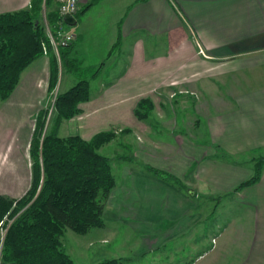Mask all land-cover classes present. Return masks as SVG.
<instances>
[{"label":"crops","instance_id":"obj_1","mask_svg":"<svg viewBox=\"0 0 264 264\" xmlns=\"http://www.w3.org/2000/svg\"><path fill=\"white\" fill-rule=\"evenodd\" d=\"M90 1L79 0V9ZM29 6L30 0H0V14ZM76 19L70 57L80 68L58 62L63 67L58 85L63 92L85 70L91 72L84 78L89 98L78 104L84 131L63 134L60 126L58 135L85 139L113 121L140 135L142 120H148V133L168 130L162 142L168 146L161 149V161L139 153L141 160L117 161L104 225L65 246L74 263L87 264L84 259L92 257V264L108 258L121 264H264V167L257 182L234 191L253 172L238 159L264 152V0H97ZM47 50L0 99V131L6 136L1 145L24 150L20 130L42 109L53 76V50ZM142 98L152 105L145 119L134 113ZM176 100L193 106L198 138L174 133L171 124L167 130L161 126L172 115L164 105ZM11 127L18 129L13 140L5 133ZM144 165L172 174L187 191ZM22 171L18 178L3 174L0 183L24 189V163ZM203 199L211 206L206 220ZM103 251L112 254L104 257Z\"/></svg>","mask_w":264,"mask_h":264},{"label":"trees","instance_id":"obj_2","mask_svg":"<svg viewBox=\"0 0 264 264\" xmlns=\"http://www.w3.org/2000/svg\"><path fill=\"white\" fill-rule=\"evenodd\" d=\"M43 0H30L28 9L0 14V99L7 98L20 74L48 48L44 25L40 22ZM97 0L78 8L76 17ZM49 6L51 0H44ZM47 23L54 28L60 21L56 9L46 13ZM119 44L116 41L114 48ZM73 42L59 48V58L70 68H80L71 58ZM113 50V49H112ZM52 76L49 88L53 86ZM89 98V81L80 79L69 89L56 95L53 125L44 130V110L37 116L30 141L31 183L18 199L0 195V225H7L0 250V260L15 264H76L66 252L61 237L67 229L86 233L102 227L104 202L115 185L111 159L99 152L110 141L114 131H101L86 140L80 135L60 137L56 128L63 118L76 114L78 104ZM152 110L147 98L138 102L134 111L144 119ZM252 175L240 182L234 191L257 182L264 167V156L252 159ZM150 173L172 179L178 187H187L172 174L152 166ZM40 177L42 178L40 184ZM40 184V186H39ZM39 186V189H38ZM96 264H121L117 258Z\"/></svg>","mask_w":264,"mask_h":264},{"label":"rangeland","instance_id":"obj_3","mask_svg":"<svg viewBox=\"0 0 264 264\" xmlns=\"http://www.w3.org/2000/svg\"><path fill=\"white\" fill-rule=\"evenodd\" d=\"M57 0H51V3L49 6H46L44 3V0L42 1V9H41V13H40V22L42 23V25H44V30H45V34H46V27H47V19H46V13L48 11H50L51 9H55V4H56ZM79 8V5H78ZM53 50V49H52ZM48 52V50H47ZM53 56H54V61L53 63V86L51 87V89L48 87L47 91H45L44 96L42 98V101L40 102V108L42 107V109H40L39 111H35V113L33 115H30L26 121L27 123V127L26 128H22L20 130L21 132V136H22V132L25 131V138H26V144L24 145V150H22V148H18V145L11 147L12 143L10 146L6 145H1L0 144V177L3 176V174L5 175V178L9 175L11 178H18L20 176V174L23 172L22 171V166L23 163L26 166V185L24 187V189L19 188V183H11V184H6V183H0V190L2 191L4 189V187H9L10 190H8L7 195H2L6 198H10V199H18L20 198L22 195H18V194H23L24 190L27 188H29L30 183H31V163L32 160L30 158L29 155V148H30V141L32 139V134H33V129L36 123V119L37 116L39 114V112L41 110H44V130H46L48 127L53 125V119L55 118V109H54V102H55V98L56 95L58 93L61 92V88L60 85H58L59 80L61 78V74L63 72V67H61V64H59L58 60H57V56L53 50ZM89 74H91V72L85 70V72L81 73L80 76L81 78H85L88 77ZM74 78V76H72ZM74 80H76L74 78ZM64 83V80H63ZM62 86V83H61ZM180 91V90H178ZM174 95H179L178 92L176 91ZM173 95V96H174ZM177 98V97H176ZM1 102H0V106H1ZM163 106V105H162ZM165 106V111L171 112V116L166 120V122L162 123L161 122V126H163V124L165 125V130H167V128L170 126H172L174 128V133L179 134L180 132H186V135L190 136L189 134H191L192 138L199 137V133H196L197 130L200 125L198 124V120H196V115L194 114V110H193V106L192 108L190 107V104H184L180 101V100H176L175 103H167ZM79 108L76 112V114H74L73 116L69 117V118H63L57 128V134L58 131L60 129V126H63L61 133L63 134H70L73 131L77 130V129H81L82 128V123H83V119L80 118L79 116ZM150 113V112H149ZM147 118V117H146ZM145 119V118H144ZM194 119H195V123H194ZM144 122V130L140 131V135L136 134V133H131L129 129L123 128L120 129V126L116 125L117 121H113L115 125H112V127H106V129L102 130V131H114L115 132V136L108 142H106L105 144H103L100 148H99V152L102 153L105 156H108L111 159V168H112V173H116L117 170H120L117 168L116 163H118L117 161H121V160H141L140 157L138 158L136 156V153H139L141 156H145V158H149L151 160L154 161H161L162 160V151L161 149H163V146H165L166 144L162 143V142H166V139L168 137V135L166 134V132H163V134L160 135H154L153 132L151 131L150 133L147 132V124H148V120H142ZM157 121V120H155ZM160 122V121H159ZM171 124V125H170ZM170 125V126H169ZM175 126V127H174ZM181 130H178L179 128H181ZM15 127H11L10 129H5V133L7 135H10L11 140H13L15 137V132L18 131V129H14ZM124 129H126L127 131H125ZM84 131V130H83ZM13 132V133H11ZM88 134H86V140L91 139L93 136L89 137V135H91L92 132H87ZM196 133V134H195ZM12 134V135H11ZM4 134L1 135V131H0V139H4L6 136L2 137ZM61 137V136H60ZM66 137V136H65ZM82 137V136H81ZM22 138V137H21ZM83 138V137H82ZM151 143V144H149ZM168 146V145H166ZM153 147H158L159 148V152H153L151 149ZM151 148V149H150ZM136 149H140L141 151H136ZM148 153V154H147ZM139 155V156H140ZM259 156H264V152H254V153H249L246 154L242 157H240L238 160H242V161H246V163H249L250 166L253 168V162L252 159L257 158ZM123 163V162H122ZM120 162L121 165L126 166L127 164H122ZM21 166V167H20ZM144 165L143 168H145ZM150 166V165H148ZM141 168V169H143ZM114 175V174H113ZM23 179V178H22ZM42 178L40 177V184H41ZM39 184V186H40ZM38 186V189H39ZM26 189V191H27ZM18 195V196H15ZM20 196V197H19ZM206 201L203 199V208L205 209V211L203 212L204 220H206V218H208L210 216V209L211 206L205 205ZM106 207V202H104V208ZM103 208V209H104ZM207 215H209L207 217ZM12 221V219L9 218H5V222L3 224L0 225V250H1V244H2V240L3 237L5 235L6 229H7V225ZM113 224V223H110ZM209 223H206V225H208ZM207 226H205L204 228H206ZM93 228V227H92ZM68 230V229H67ZM70 230V229H69ZM90 230V229H89ZM88 230V231H89ZM87 231V232H88ZM86 232V233H87ZM70 233L74 234V237H70ZM85 234V233H83ZM83 234H79L76 233L74 231H69V232H64L63 236L61 237V242L65 248V246H68L70 239H74V238H78L77 240H81L83 239L82 236ZM131 243V240L128 242V244ZM128 249H125L124 252H126ZM112 253H108L106 251L102 252V256L104 257H108L111 256ZM103 258V257H102ZM92 260H94L92 257L91 258H86L84 259L83 262H87V264H92ZM1 260H0V264H1Z\"/></svg>","mask_w":264,"mask_h":264},{"label":"built area","instance_id":"obj_4","mask_svg":"<svg viewBox=\"0 0 264 264\" xmlns=\"http://www.w3.org/2000/svg\"><path fill=\"white\" fill-rule=\"evenodd\" d=\"M79 0H57L56 2V11L60 17V21L54 28H51L48 23L46 27V37L48 45L51 49L54 50L58 60L59 58V48L62 46H67L72 43L75 38V32L72 30V27L75 25H68L64 22L63 17L65 15H71L76 18V13L78 10ZM77 20V19H76ZM47 51V48L44 49V53ZM182 91V90H181ZM180 91V92H181ZM172 96L174 93L171 94Z\"/></svg>","mask_w":264,"mask_h":264},{"label":"water","instance_id":"obj_5","mask_svg":"<svg viewBox=\"0 0 264 264\" xmlns=\"http://www.w3.org/2000/svg\"><path fill=\"white\" fill-rule=\"evenodd\" d=\"M63 20H64V22H65L66 24H68V25H75L76 22H77L76 18L73 17V16H71V15H65V16L63 17Z\"/></svg>","mask_w":264,"mask_h":264}]
</instances>
